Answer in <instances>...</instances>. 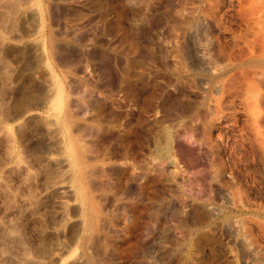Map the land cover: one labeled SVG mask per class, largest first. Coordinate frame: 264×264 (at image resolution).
<instances>
[{"label":"rangeland","instance_id":"obj_1","mask_svg":"<svg viewBox=\"0 0 264 264\" xmlns=\"http://www.w3.org/2000/svg\"><path fill=\"white\" fill-rule=\"evenodd\" d=\"M263 54L264 0H0V264H264Z\"/></svg>","mask_w":264,"mask_h":264},{"label":"bare ground","instance_id":"obj_2","mask_svg":"<svg viewBox=\"0 0 264 264\" xmlns=\"http://www.w3.org/2000/svg\"><path fill=\"white\" fill-rule=\"evenodd\" d=\"M251 58V57H250ZM249 62H251V63H253L254 64V66L256 65V67L257 66H259L260 68L261 67H264V54L263 55H260V56H254V57H252L251 59H250V61ZM252 65V64H251ZM59 82V81H58ZM57 83V82H56ZM55 83V84H56ZM61 87V86H60ZM56 88H58V87H56ZM55 88V89H56ZM59 89H61V88H59ZM59 89H57L59 92L60 91H62V90H59ZM57 90H55V92H54V94L57 92L58 93V91ZM57 93H56V98L58 97V99H59V96L57 95ZM62 93V92H61ZM60 95V94H59ZM62 95V94H61ZM53 97V96H52ZM50 98L49 100L50 101H48V102H55L56 103V101H51V100H55V99H53V98ZM63 97V96H62ZM58 99H56V100H58ZM61 100L63 99V98H60ZM59 99V100H60ZM63 101V100H62ZM55 103H53L54 105H56V104H58L59 103V101H57V103L55 104ZM63 104V103H62ZM49 105V104H48ZM59 105V104H58ZM53 106V105H52ZM51 106V107H52ZM64 106V105H63ZM57 107H59V106H57ZM56 107V108H57ZM50 108V107H49ZM53 108V107H52ZM52 108H50V109H52ZM55 108V107H54ZM64 108V107H63ZM50 109H48V111L50 110ZM60 109H61V107H60ZM55 110V109H54ZM59 110V109H58ZM67 111V110H66ZM77 111V110H76ZM76 111H74L75 113L74 114H77L76 113ZM56 112V111H55ZM63 112V111H62ZM65 112V111H64ZM69 111H67V113H68ZM54 113V112H53ZM57 113V112H56ZM56 113H54V114H56ZM60 113V112H59ZM58 113V114H59ZM71 113V112H70ZM67 115V114H66ZM56 116V115H55ZM61 116V115H60ZM72 116V115H71ZM64 117V116H63ZM62 117V118H63ZM66 118V117H65ZM70 118H72V117H70L69 116V114L67 115V118H66V127H65V125H62V126H64V129L65 130H68V134H69V138L67 139L66 137V139H67V142H65L64 143V145H65V147H63L62 145H63V143H62V145H61V148H64L63 150H60V152H61V154L59 153V155L57 156L58 158L57 159H52L53 161L55 160V162H56V160H57V162L59 163V165H60V167H61V169H62V171H63V173L65 172V173H67V171H68V169H69V172H71V171H75V173L73 172V174H72V176H69V175H67V177L69 176V181L67 180L66 181V179H65V181H66V184H64L65 183V181H63L64 183H62V184H64V185H62V184H60V185H62V187L60 188L59 186H57V185H59L58 183H54V184H52L51 186H52V189H54V188H56V187H58V188H60V189H63L66 193H68V194H71L73 197H76V195H79L80 196V198H81V195L82 196H84L83 198H84V200L86 201V203H87V206L89 207H93V204H95V202H94V200H96V199H94V197H91L89 194H91L89 191H88V189H89V186L91 185L90 183H91V181H93V180H95L94 178H87V173L85 172V170L88 168L87 167V164H86V162H85V160H86V158H85V151L86 150H88V149H85L84 148V146L82 147L81 146V144L80 143H82L81 142V140H78L77 139V133L79 134V131H77V133L76 132H74L76 135H73V130H72V126L74 125V124H76L75 122H73V124H71V121L72 120H70ZM74 118V117H73ZM62 120V119H61ZM63 120H64V118H63ZM73 121H74V119H73ZM64 122V121H63ZM62 122V124H64ZM83 125V124H82ZM79 127H80V125H78ZM78 126H75V127H78ZM73 129H74V126H73ZM76 129V128H75ZM79 129V128H78ZM80 129H81V127H80ZM66 132V131H65ZM64 133V132H63ZM81 135H82V133H81ZM63 136V135H62ZM68 136V135H67ZM64 138V137H63ZM62 138V139H63ZM61 139V141H63ZM80 142V143H79ZM85 145V144H84ZM86 146V145H85ZM60 148V149H61ZM87 148V147H86ZM85 150V151H84ZM63 151V152H62ZM93 156V155H92ZM87 158H91V156L90 157H88L87 156ZM93 158H94V156H93ZM89 161V160H88ZM57 163V164H58ZM93 164V163H92ZM109 164V163H108ZM90 165V164H89ZM113 165V164H112ZM103 166V165H102ZM115 166V165H114ZM90 168H91V170H93L92 168V166H89ZM110 167V166H109ZM105 169V168H104ZM107 169V168H106ZM109 169H111V168H109ZM108 170V169H107ZM104 171H106V170H104ZM130 171V181H132L134 184H135V186L137 185L136 183L138 182H136V180H137V174L138 173H136L135 171H133V170H129ZM89 172V171H88ZM94 172V171H93ZM98 173L100 172V171H97ZM90 173V172H89ZM91 173H92V171H91ZM90 173V174H91ZM97 173V174H98ZM89 174V175H90ZM93 174V173H92ZM91 174V175H92ZM96 174V175H97ZM103 174V173H102ZM65 175V176H66ZM100 175V174H99ZM99 175H97V176H99ZM95 176V175H94ZM93 176V177H94ZM71 177V178H70ZM103 177V175H101V177H98V178H102ZM129 180V179H128ZM68 182V183H67ZM94 183V182H93ZM92 183V185H94V184H96V183H94L93 184ZM129 184H131V182H129ZM92 185H91V187H90V189L92 188ZM131 187V185H128V187ZM134 186V185H133ZM57 188V189H58ZM136 187H134V189H135ZM94 190H96V189H94ZM65 192H63L62 191V193H65ZM93 192V191H92ZM89 193V194H88ZM78 196V197H79ZM94 200H93V199ZM74 199V201H75V198H73ZM73 199H71L72 201H73ZM78 199V198H77ZM83 200V199H82ZM81 200V201H82ZM93 200V201H92ZM78 201V200H77ZM76 202V201H75ZM80 202V201H79ZM94 202V203H93ZM97 202V201H96ZM81 204V203H80ZM79 204V205H80ZM85 204V203H84ZM82 205H83V203H82ZM97 205V204H96ZM80 207V206H79ZM83 207H85L84 205H83ZM88 207L86 208V209H88ZM95 207V206H94ZM98 207H100V206H98ZM81 209V208H80ZM80 209H78V211L80 210ZM90 209V208H89ZM88 209V210H89ZM82 210H83V208H82ZM91 210V209H90ZM94 210H95V208H94ZM93 210V211H94ZM84 211V210H83ZM80 212V211H79ZM85 212V211H84ZM95 212V211H94ZM97 213H98V211H96ZM89 213V212H88ZM90 213H93V212H90ZM81 214V213H80ZM92 215H94V213L92 214ZM92 215H90V216H92ZM98 215V214H97ZM81 216V215H80ZM83 216H85L84 215V213L82 214V217ZM87 216V215H86ZM99 216V215H98ZM93 217H95V215L93 216ZM100 217V216H99ZM103 217V216H102ZM102 217H100V218H96V220L98 219V220H101L102 219ZM92 219H94V218H92ZM91 219V220H92ZM103 219H105V218H103ZM90 219L88 220L89 222L91 221ZM95 220V219H94ZM87 221V220H86ZM102 222V221H101ZM92 223V222H91ZM94 223H97L96 221L94 222ZM105 223V222H104ZM98 224H99V222H98ZM89 225V224H88ZM87 225V226H88ZM93 225V224H92ZM103 225V224H102ZM94 226V225H93ZM101 226V225H100ZM88 227H90V226H88ZM99 228V227H98ZM101 228H103V226L101 227ZM88 229V228H87ZM91 229H93V227L92 228H90V230ZM78 259H79V261H80V258L78 257ZM78 259L76 258L75 260H74V262H78Z\"/></svg>","mask_w":264,"mask_h":264}]
</instances>
